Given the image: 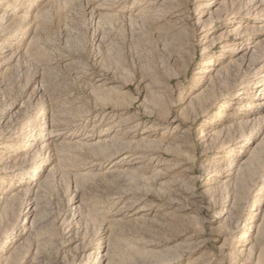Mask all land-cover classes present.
Wrapping results in <instances>:
<instances>
[{"label":"rangeland","instance_id":"374dc122","mask_svg":"<svg viewBox=\"0 0 264 264\" xmlns=\"http://www.w3.org/2000/svg\"><path fill=\"white\" fill-rule=\"evenodd\" d=\"M0 264H264V0H0Z\"/></svg>","mask_w":264,"mask_h":264},{"label":"bare ground","instance_id":"6f19581e","mask_svg":"<svg viewBox=\"0 0 264 264\" xmlns=\"http://www.w3.org/2000/svg\"><path fill=\"white\" fill-rule=\"evenodd\" d=\"M49 145L41 147L33 151L29 158L30 165H40L43 162V158L49 156L48 154Z\"/></svg>","mask_w":264,"mask_h":264}]
</instances>
